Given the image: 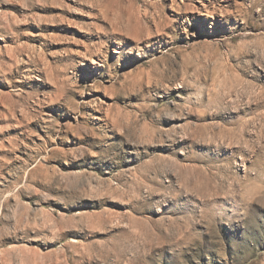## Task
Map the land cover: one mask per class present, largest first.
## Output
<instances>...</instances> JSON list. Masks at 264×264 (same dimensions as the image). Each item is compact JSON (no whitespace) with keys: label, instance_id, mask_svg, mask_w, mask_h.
Instances as JSON below:
<instances>
[{"label":"rangeland","instance_id":"rangeland-1","mask_svg":"<svg viewBox=\"0 0 264 264\" xmlns=\"http://www.w3.org/2000/svg\"><path fill=\"white\" fill-rule=\"evenodd\" d=\"M0 264H264V0H0Z\"/></svg>","mask_w":264,"mask_h":264}]
</instances>
